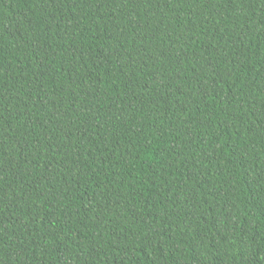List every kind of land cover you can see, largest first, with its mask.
<instances>
[{"label": "trees", "instance_id": "obj_1", "mask_svg": "<svg viewBox=\"0 0 264 264\" xmlns=\"http://www.w3.org/2000/svg\"><path fill=\"white\" fill-rule=\"evenodd\" d=\"M0 264H264V0H0Z\"/></svg>", "mask_w": 264, "mask_h": 264}]
</instances>
